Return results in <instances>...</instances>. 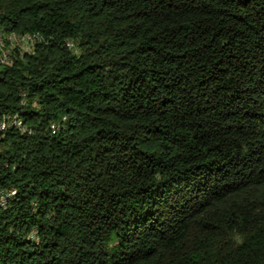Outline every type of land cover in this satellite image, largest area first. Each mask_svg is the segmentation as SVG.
<instances>
[{
    "label": "trees",
    "instance_id": "trees-1",
    "mask_svg": "<svg viewBox=\"0 0 264 264\" xmlns=\"http://www.w3.org/2000/svg\"><path fill=\"white\" fill-rule=\"evenodd\" d=\"M0 36V264H264V0H0Z\"/></svg>",
    "mask_w": 264,
    "mask_h": 264
},
{
    "label": "bare ground",
    "instance_id": "bare-ground-1",
    "mask_svg": "<svg viewBox=\"0 0 264 264\" xmlns=\"http://www.w3.org/2000/svg\"><path fill=\"white\" fill-rule=\"evenodd\" d=\"M15 36V35H14ZM1 37V36H0ZM7 38H8V36H7ZM7 38H3V37H1L0 38V44H2V46H4V44H3V42L7 39ZM22 40H23V45H24V47H21L20 46V42H18V41H15V39H17V38H15V37H10V40L12 41V42H14V46L15 47H19V48H21L22 50H25L26 49V45L28 44V39L26 38V39H24V38H22V37H20ZM7 42H8V40H6ZM4 42V43H7V42ZM7 45H8V43H7ZM10 45V44H9ZM27 47H30V46H27ZM30 49V48H29ZM6 50H8V49H6ZM21 51V50H20ZM26 51V50H25ZM2 54V53H1ZM4 58H9L10 56H8V53L6 52L4 55ZM3 58V59H4ZM2 58H0V60H1ZM11 59H12V57H11ZM9 62V61H8ZM7 63V62H6ZM10 64V63H9ZM3 66V65H2ZM6 67V66H5ZM11 115V114H10ZM19 114H14V115H11L10 117L8 116L6 119H2V120H0V134H2V133H5L6 131H8V129L10 128V127H13V128H16V129H18V130H20V131H22V132H25L26 131V128L25 127H23V125H22V121L20 120V118H19ZM1 117V116H0ZM2 118V117H1ZM10 129H12V128H10ZM16 129H15V131H16ZM17 130V131H18ZM12 199V195L9 197V193H7V192H5V191H0V208H4L5 207V205L8 203V201L9 200H11Z\"/></svg>",
    "mask_w": 264,
    "mask_h": 264
},
{
    "label": "built area",
    "instance_id": "built-area-1",
    "mask_svg": "<svg viewBox=\"0 0 264 264\" xmlns=\"http://www.w3.org/2000/svg\"><path fill=\"white\" fill-rule=\"evenodd\" d=\"M15 41L20 42V46H21V47H24V45H23V40L20 38V35H17V39H15ZM0 58H2V57L0 56ZM4 59H5V58H4ZM11 194H15V192H10V190H9V197L11 196Z\"/></svg>",
    "mask_w": 264,
    "mask_h": 264
},
{
    "label": "rangeland",
    "instance_id": "rangeland-1",
    "mask_svg": "<svg viewBox=\"0 0 264 264\" xmlns=\"http://www.w3.org/2000/svg\"><path fill=\"white\" fill-rule=\"evenodd\" d=\"M9 44H10V43H9ZM12 45H13V47H12ZM14 48H15V47H14V42H12V44L9 45L8 50L10 51V50H12V49H14ZM27 48H28V47H27ZM27 48H26V49H27ZM26 51H28V49H27ZM26 51H25V52H26ZM0 52H1V51H0ZM0 61H1V60H0Z\"/></svg>",
    "mask_w": 264,
    "mask_h": 264
}]
</instances>
